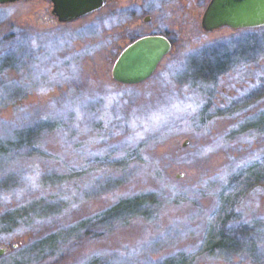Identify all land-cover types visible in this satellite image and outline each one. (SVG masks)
<instances>
[{"label":"rangeland","instance_id":"rangeland-1","mask_svg":"<svg viewBox=\"0 0 264 264\" xmlns=\"http://www.w3.org/2000/svg\"><path fill=\"white\" fill-rule=\"evenodd\" d=\"M206 2L147 0L158 25L123 31L107 9L60 22L47 0L0 3V40L25 35L30 49L0 72V88L28 95L9 128L46 123L12 198L43 205L2 226L0 264H264V26L205 31ZM152 29L171 53L146 80L115 81L121 49ZM213 45L226 63L190 79ZM242 223L245 252L226 249Z\"/></svg>","mask_w":264,"mask_h":264},{"label":"trees","instance_id":"trees-1","mask_svg":"<svg viewBox=\"0 0 264 264\" xmlns=\"http://www.w3.org/2000/svg\"><path fill=\"white\" fill-rule=\"evenodd\" d=\"M13 33L9 32L8 35H5L0 40V72L3 73L6 68L13 67V65H20L24 62V55L30 50L28 48V43L25 40V35L22 36H12ZM205 52V57L210 56L208 59L204 58L201 61L204 63L197 62V65L193 67L194 72L200 74V76L193 74L190 79H199V77L206 78L208 76L201 75L204 71L206 73H210L213 68H220L224 62L221 57L218 55L220 49H218L217 45H213L209 47L207 50H203ZM197 58V57H195ZM194 58V59H195ZM202 58V57H200ZM193 59V60H194ZM227 60V59H226ZM195 62V61H194ZM196 64V63H194ZM5 66V67H4ZM8 76L0 75V83H6L8 81H4ZM195 83L194 81H192ZM16 86V87H15ZM23 85L16 84L11 88L2 89L0 88V120L8 121V124H4L0 126V158L4 159L1 161L0 159V204L2 209H0V230L5 223L11 221V217L16 215V210H23L27 217L29 218V214L32 212H36L37 206L42 207L40 201L29 202L27 205L22 208H18L15 206L13 202L14 193L18 190L20 185V179L25 175V171L23 167L20 165L22 162V158H26L29 156V150L33 145L34 139L39 134V132L44 128L46 123L37 122L33 117H28V122L21 123L22 125L10 129V121L13 119L10 116H7L6 112L10 108L11 105H16L15 109L11 112L17 113L26 110V104H24V99L28 96L27 91L21 88ZM21 109V111H18ZM23 119V118H22ZM7 133V134H3ZM10 157V160L6 161V158ZM23 212V213H24ZM41 213H34L33 219L41 218L39 217ZM232 232H228L222 236L221 241L226 242L224 246L226 249H237L235 252H245L244 244L245 240L249 238L254 233V228L249 224H236ZM46 244V240L40 241L38 245ZM85 264H96L95 262H87Z\"/></svg>","mask_w":264,"mask_h":264},{"label":"water","instance_id":"water-1","mask_svg":"<svg viewBox=\"0 0 264 264\" xmlns=\"http://www.w3.org/2000/svg\"><path fill=\"white\" fill-rule=\"evenodd\" d=\"M20 0H0L12 3ZM58 21L69 22L102 8L107 0H51ZM205 31L221 27L232 29L264 26V0H209L201 18ZM171 42L163 35L141 36L128 44L112 66V76L123 83H138L149 78L159 61L170 50ZM8 250L0 246V257Z\"/></svg>","mask_w":264,"mask_h":264},{"label":"flooded vegetation","instance_id":"flooded-vegetation-1","mask_svg":"<svg viewBox=\"0 0 264 264\" xmlns=\"http://www.w3.org/2000/svg\"><path fill=\"white\" fill-rule=\"evenodd\" d=\"M47 1L51 2L52 8H53L52 1L51 0H47ZM152 1L154 2V5L156 4V12H160V3L163 2V0H152ZM208 2H209V0H207L206 6H207ZM146 4H148L147 0H107L105 5L97 11H100L102 9L109 10L108 12H109L110 21H111L110 26L112 28L114 25H117L118 26L117 29H119V31L120 30L123 31V29L129 30L130 27H132L134 25H138L140 22H142L143 25H146L148 23H154V21H156V25H158V22L160 21L158 18V13H156V20H155V17L152 15L154 11L145 8ZM52 8H51V13L53 14ZM205 8H204V10H205ZM97 11H95V12H97ZM95 12H92V13H95ZM203 13H204V11H203ZM203 13H202V15H203ZM53 15L56 17L55 14H53ZM57 21H58V19H57ZM124 34L125 33H123V35ZM149 34L163 35L166 38H168V40L171 42L170 50L159 61V63L162 62L164 60L165 56H167L169 53H171L173 45L175 44L173 37H171L167 31L162 30V29L146 30L144 32L137 34L136 36L131 37V39L121 49V51L128 44H130L132 41H134L135 39H137L141 36H144V35H149ZM159 63H158V65H159ZM111 77L113 78L112 69H111ZM115 81H117V80H115Z\"/></svg>","mask_w":264,"mask_h":264}]
</instances>
